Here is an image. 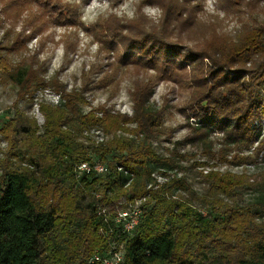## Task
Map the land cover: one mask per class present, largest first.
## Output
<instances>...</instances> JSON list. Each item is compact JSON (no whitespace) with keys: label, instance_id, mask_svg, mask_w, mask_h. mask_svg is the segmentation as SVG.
<instances>
[{"label":"trees","instance_id":"trees-1","mask_svg":"<svg viewBox=\"0 0 264 264\" xmlns=\"http://www.w3.org/2000/svg\"><path fill=\"white\" fill-rule=\"evenodd\" d=\"M155 1L162 22L131 21L138 35L126 50L133 47L158 78L188 90L194 119L163 154L153 145L164 129L150 84L130 94V115L119 114L0 57V73L19 92L51 87L58 96L55 104H37L42 125L16 108L0 126V264H87L112 241L123 245L122 264H264V26L179 49L167 33L180 27L187 35L190 11ZM186 146L204 160L188 165ZM95 161L103 174L77 176L79 164ZM196 169L200 193L185 174ZM135 202L140 218L127 235L112 217Z\"/></svg>","mask_w":264,"mask_h":264},{"label":"rangeland","instance_id":"rangeland-1","mask_svg":"<svg viewBox=\"0 0 264 264\" xmlns=\"http://www.w3.org/2000/svg\"><path fill=\"white\" fill-rule=\"evenodd\" d=\"M172 3L176 12L190 11L188 26L193 27L187 35L179 31L180 27L172 29L175 34L167 33V42L179 49L212 37L232 38L245 26H264V0ZM162 18L155 0H0V57L14 67H33L38 81L57 82L66 91L83 90L90 107H103L119 114L130 115V94L138 84H150L154 90L151 98L163 111L164 129L153 145L163 154L165 148L171 149L175 142L183 140L188 134L187 126L194 123L186 110L188 90L174 81L158 78L145 60L136 58L133 47L126 50L138 35L131 30V21L146 20L149 27L157 28ZM178 34L179 44L175 41ZM127 35L130 41L126 45L123 40L129 39ZM31 88L19 92L0 73V126L13 116L16 108L34 117L39 126L43 124L37 104H55L58 96L51 87L36 91V86ZM88 109L84 107L83 111ZM90 137L101 141L97 132H91ZM4 149L0 138V157ZM181 150L187 154L188 165L204 160L195 148L186 146ZM245 168L253 171L252 166ZM219 170L239 173L242 168L221 166ZM200 171H185L191 188L199 193L204 189L198 177Z\"/></svg>","mask_w":264,"mask_h":264},{"label":"built area","instance_id":"built-area-1","mask_svg":"<svg viewBox=\"0 0 264 264\" xmlns=\"http://www.w3.org/2000/svg\"><path fill=\"white\" fill-rule=\"evenodd\" d=\"M76 169L77 176H80L83 173L103 174L106 170L103 164L96 161L87 164L81 163ZM139 203L140 202H135L134 204L129 205L126 210H122L112 217L114 224L121 228L122 233L128 235L132 233L137 226L141 213ZM99 213L106 218L107 213L105 210H101ZM123 259V245L117 241H112L103 253L96 251L88 260L87 264H122Z\"/></svg>","mask_w":264,"mask_h":264}]
</instances>
